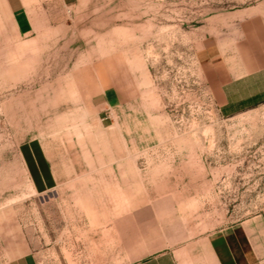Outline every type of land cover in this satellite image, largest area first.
<instances>
[{
    "label": "rangeland",
    "instance_id": "1",
    "mask_svg": "<svg viewBox=\"0 0 264 264\" xmlns=\"http://www.w3.org/2000/svg\"><path fill=\"white\" fill-rule=\"evenodd\" d=\"M45 4L32 32L0 33V264H137L146 242L220 251L226 232L230 264H249L238 227L264 221V103L223 115L215 64L264 0ZM101 66L119 107L92 102ZM120 194L130 208L108 222ZM149 200L162 219H127Z\"/></svg>",
    "mask_w": 264,
    "mask_h": 264
},
{
    "label": "crops",
    "instance_id": "2",
    "mask_svg": "<svg viewBox=\"0 0 264 264\" xmlns=\"http://www.w3.org/2000/svg\"><path fill=\"white\" fill-rule=\"evenodd\" d=\"M56 1L59 5L70 7L76 0ZM28 3L29 5H27ZM45 5H47L45 0H0L2 38L10 41L11 33L21 37L32 32L34 15L52 14V12L45 11ZM29 6L33 12L29 10ZM215 68L218 106L223 115H232L264 103V16L256 15L242 23L240 36L234 41L231 49L221 55ZM98 79V87L90 91V93H94L92 102L100 106V110L119 107V97L122 95L109 82V73L103 69V66L98 71ZM118 196L114 216H105V219H109L108 222L116 219L120 213L130 208L126 197L121 194ZM136 207L141 210L137 213L132 211L133 215L127 219H162L156 210L155 201L149 200L147 204H140ZM144 214L146 215L144 216ZM110 229L115 232L116 227L111 225ZM238 231L246 249L245 257L249 258V264H264L263 219L258 217L246 219L239 224ZM231 235L228 232L222 234L227 249H220V251H217L212 246L213 244L191 254L183 248L156 251L154 244L146 242L139 250L131 251L126 255L145 256L137 264H225V262L230 264V262L232 263L230 257L234 251L230 243ZM8 264H35V262L28 254H23L12 258Z\"/></svg>",
    "mask_w": 264,
    "mask_h": 264
}]
</instances>
